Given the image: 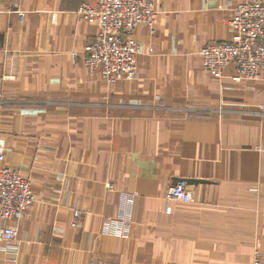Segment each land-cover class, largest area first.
I'll use <instances>...</instances> for the list:
<instances>
[{"label": "crops", "instance_id": "1", "mask_svg": "<svg viewBox=\"0 0 264 264\" xmlns=\"http://www.w3.org/2000/svg\"><path fill=\"white\" fill-rule=\"evenodd\" d=\"M153 1L136 79L108 85L84 66L98 27L77 14L97 0H0L4 163L35 194L0 264L264 263V83L212 76L200 55L264 0ZM178 182L191 203L166 200ZM127 197V236L105 234Z\"/></svg>", "mask_w": 264, "mask_h": 264}, {"label": "built area", "instance_id": "2", "mask_svg": "<svg viewBox=\"0 0 264 264\" xmlns=\"http://www.w3.org/2000/svg\"><path fill=\"white\" fill-rule=\"evenodd\" d=\"M78 16L98 27V33L86 47L84 66L98 72L108 85L133 81L137 76L139 47L134 31L139 26L153 30L158 12L153 0H97L95 6L82 4ZM23 14H19L23 20ZM232 37L227 43L204 47L202 69L221 77L226 67L234 65V83H264V2L236 6L227 21ZM73 58L76 54H72ZM5 142L0 137V250L16 251L18 224L35 202L30 181L19 170L5 165ZM168 202L188 204L191 192L184 182H178L167 192ZM171 209L167 206L166 213ZM119 221L106 220L105 234L127 236L131 221L130 197L121 200ZM252 264H264L258 250Z\"/></svg>", "mask_w": 264, "mask_h": 264}]
</instances>
